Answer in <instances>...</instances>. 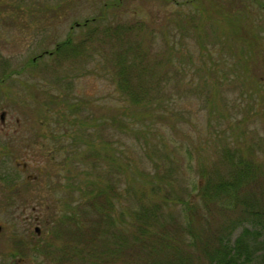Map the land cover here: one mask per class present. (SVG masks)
Segmentation results:
<instances>
[{
    "label": "rangeland",
    "instance_id": "obj_1",
    "mask_svg": "<svg viewBox=\"0 0 264 264\" xmlns=\"http://www.w3.org/2000/svg\"><path fill=\"white\" fill-rule=\"evenodd\" d=\"M2 110L28 204L1 207V264L97 260L131 230L133 189L156 183L160 201L169 175L200 214L212 205L208 233L223 215L203 173L230 183L243 158L255 180L238 198L264 185V0H0Z\"/></svg>",
    "mask_w": 264,
    "mask_h": 264
},
{
    "label": "trees",
    "instance_id": "obj_2",
    "mask_svg": "<svg viewBox=\"0 0 264 264\" xmlns=\"http://www.w3.org/2000/svg\"><path fill=\"white\" fill-rule=\"evenodd\" d=\"M64 41L63 44L71 43L70 39ZM76 56L77 54L73 55ZM36 61L30 60L29 64H36ZM247 160L241 158L235 165L232 164L235 177L230 183L222 180V176L214 178L206 173L202 174L203 186L209 188L213 202L221 207H216L215 211L223 215L220 223L210 232L204 233L197 225L201 223L204 215L212 211V205L206 204L207 213L200 214L195 202L190 200L191 197H184L185 188L182 190L184 195L180 190L178 194L175 191L178 175L163 176L164 179L169 177L174 181L164 180L163 187L167 191L164 198L160 201L153 198V191L160 189V185L157 186L156 183L148 191L133 189L131 196L138 207L128 210L132 222L131 230L124 229L123 224L118 226L119 230L112 231L109 241L98 252L97 260H94L91 250L87 251V264H264V185L255 199L252 192L244 193L238 198L240 194L236 191V187L246 186L255 180L256 166L252 168ZM197 184L200 185V180ZM93 190L94 188L91 192H86V195L93 194ZM106 192L104 189V194ZM199 192L203 198L201 191ZM224 193L230 197L228 202L216 200ZM114 203L115 201H108V204H100L99 207L113 212ZM108 215L111 219L112 214L108 212ZM210 218L206 219L207 225ZM169 219L177 220L183 226L169 224L172 222ZM122 220L121 217L119 221ZM115 221L111 220V227L115 225ZM177 227L179 231H176ZM239 228L241 230L236 231ZM173 231H176L175 234H171Z\"/></svg>",
    "mask_w": 264,
    "mask_h": 264
},
{
    "label": "flooded vegetation",
    "instance_id": "obj_3",
    "mask_svg": "<svg viewBox=\"0 0 264 264\" xmlns=\"http://www.w3.org/2000/svg\"><path fill=\"white\" fill-rule=\"evenodd\" d=\"M35 57L32 59L35 61ZM9 75V74H8ZM7 75V76H8ZM3 112H0V264H1V234L3 231V226L1 225V207H5L6 205H15L16 207H22V213L26 210V205L28 204L27 197H23L22 191H21V184L19 179L21 178L20 174L16 171H11V169L7 168L5 166V159L7 156H9L12 151L10 150L11 147L6 143L5 137L8 136V124L5 120L6 112L2 110ZM16 124L17 127L13 130V132L16 134L21 129V124L18 118H16ZM1 131H3V134H1ZM27 170V166L25 164L22 165V168L20 169V172H24ZM36 176H26V181L29 182L31 180H35ZM35 206L32 207V211H35ZM24 220L26 222H29V216L25 215ZM38 215H35L32 218V221L38 222ZM31 230V225L28 224V231ZM35 235L32 236L30 239L29 245L32 243V241L35 240L36 234H39V228L37 226L34 227ZM27 243V241H26ZM27 243V244H28ZM35 248V247H34Z\"/></svg>",
    "mask_w": 264,
    "mask_h": 264
}]
</instances>
